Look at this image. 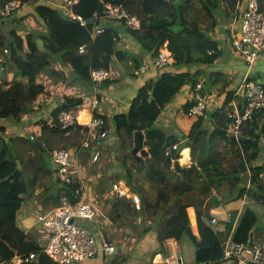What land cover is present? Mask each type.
Masks as SVG:
<instances>
[{"label":"trees","instance_id":"1","mask_svg":"<svg viewBox=\"0 0 264 264\" xmlns=\"http://www.w3.org/2000/svg\"><path fill=\"white\" fill-rule=\"evenodd\" d=\"M6 1L11 0H0ZM19 1L29 4L38 0ZM149 1L155 3L159 0H81L74 6V12L86 21L83 29L89 32L94 29V14L104 11L107 4L122 5L129 14L140 19L141 28L137 31L127 28L124 24L119 25L139 42L141 54H131L127 60L126 53H118L114 49L123 63H136L134 70L142 65L143 60L147 59L151 63L152 57L166 44V48L176 58L174 66L162 70L158 79L147 80L137 90L129 113L123 115L116 123V145L114 148L110 145L106 148L107 153L114 157L118 164L116 173L110 177L111 184L125 181L131 190L140 196L142 208L135 210L130 200L116 193L104 198L107 178H103L98 195L103 202L102 209L105 213H102L110 225H107L109 234H106L104 239L112 243L115 229L119 230L123 237L131 238L133 245H136L142 235L146 236L155 230L164 256L168 255L164 246L169 240H174L180 253L187 248L194 250L196 264L210 260H217L214 264H220L218 259L222 257V241L225 235L219 232L218 225L212 222L214 211L245 200L235 235L236 240L244 242L249 240L254 228L257 229V222L264 214V109L252 121L244 123L235 136L231 132L234 118L230 117L233 110L231 104L237 91L231 88L233 79L221 70L204 69H215L217 61L223 58L224 51L220 46L225 41L234 52L230 36L224 41L216 34L217 30L221 29L218 10L223 11L226 22L232 23L238 16L237 5L240 0H166L167 7L157 12L144 9ZM259 1L264 5V0ZM201 11L205 13L204 16L200 15ZM37 13L42 16L51 31L56 28L58 32H63L65 37L68 35L67 30L72 32L82 28L79 23L66 18L59 8L40 6ZM30 16L23 15L21 20H27ZM108 33L111 35L107 34L108 39L105 46L98 50V57L108 54V44L113 48L117 45V38L114 42L110 41L120 32L109 29ZM26 38L29 44L34 36L28 35ZM15 43L14 48L23 47L22 38L17 37ZM91 46L92 44L89 49ZM70 58L72 59V56ZM82 62L88 67L89 57ZM101 64L108 66L107 62ZM51 65L50 55L37 51L26 72L31 75L40 74ZM196 78L202 79L206 91L211 92L213 88L216 90V94L211 92L212 97L222 98H218L217 105L208 110L206 118L191 120L186 133H168L163 123L164 113L186 88L190 99L184 103L182 111L183 115L192 119L189 116L193 105L191 90ZM89 80L93 86L91 76ZM37 87L34 81H30L28 85L16 83L7 96L4 108L0 110V117L13 113L15 105L21 103L24 106L31 97L44 90L42 86ZM59 109L53 111L54 117ZM57 125L58 123L56 127ZM137 130H149L144 144L149 152L146 158L137 159L131 154L133 134ZM65 131H55L54 139L43 133L36 141L29 140L41 154L38 161L32 158H13L5 138L0 135V262L4 264H10L17 255L29 253L36 254L31 264H52L51 259L43 252L49 240L46 228L43 227L47 232V242L41 243L18 228L16 217L23 204L30 199L36 198L38 204L50 202L53 204L52 209L66 204L64 197L70 199V188L59 185L55 181L54 170L48 166L55 150L74 147L78 153L82 151L84 136L80 139L76 136L73 139L64 136ZM93 147H96L95 143H92L91 148ZM98 147L102 155L103 148L101 145ZM91 148L83 149L85 156L78 159L80 167L98 163L92 162ZM187 148L192 165L184 170L182 178L173 165L181 159V152ZM182 155V160L186 162L189 157L188 150H184ZM17 161H20L21 169L18 168ZM53 184L56 185L55 189L52 188ZM40 187H43V192L35 197V192ZM190 209L195 212L194 218L190 215ZM237 214L238 208L229 211L230 221L227 225L224 224L227 229L232 227ZM194 224L197 233L193 230ZM220 224L223 225V222ZM148 227L151 229L145 233L144 228ZM118 249L120 253L123 252ZM129 256L128 253L115 256L112 264H124Z\"/></svg>","mask_w":264,"mask_h":264},{"label":"crops","instance_id":"2","mask_svg":"<svg viewBox=\"0 0 264 264\" xmlns=\"http://www.w3.org/2000/svg\"><path fill=\"white\" fill-rule=\"evenodd\" d=\"M61 3L62 0H38L36 3L29 4H23L21 2L24 8V12L22 14H15L9 19H6L11 23L0 22V39L5 41L0 45V54L5 48H8L10 50V54L4 56L3 62L0 63V110L4 108L7 96L16 83L22 82L25 85H28L30 81H34L36 87L42 86L44 88V90L39 94L31 97V100L29 102H26L24 106L21 103H18L14 106L13 113L9 114L6 117H0V135L6 139L7 144L11 145V154H17V159L29 160L32 158L35 159V161H38L41 154L37 152L38 150L35 146L31 145L29 140L36 141V138L41 136V134L43 133H45L47 137H51L52 139H54L53 135L56 133L55 131H61V129L59 127H52L54 124V116L52 115L53 111L57 110L58 108L61 109L63 107H66L70 105L71 102L75 101L78 102L75 105H86L89 107H92V104H94V102H97L95 104V113L100 116L102 115V117L107 121V126L110 130L109 138L105 140V142H111L113 136L112 134L115 133L114 131L117 128L116 123L120 118H122L123 115L129 113L131 102L136 96L137 90L147 80L158 79L162 74V71H158L154 67H152L151 63H149L147 59L145 61L143 60L142 65L136 70H133L132 65L131 67L126 66L125 63L122 62L123 64L121 63L119 66L120 69L117 70V74L120 75L117 76V79L113 77L110 78L108 82L92 86L90 83L91 81L89 80L90 72L95 68H106L103 66V64H101V57H98L97 53L99 49H102L105 46L104 44L108 39L106 37L107 34H109V36L111 35V33H108L109 29L120 32V34L114 36L113 39L117 38V41L121 42L120 44L124 46V50H127V48L125 47L127 45V40L129 41V52L135 49L136 54L140 55L141 51L138 48L140 45H131L132 43L130 41V36L128 35V33L126 31H123V28L119 24L113 22L103 25L105 33L98 39V36H93V31L89 32L86 29H83V26L82 28L76 29L72 32H69V30H67L66 33L68 35L66 36L64 41H53L49 36L45 38V34L40 32L39 29L49 30V28L44 21H41V23H36V21L34 20L36 17L41 19L39 17V14L37 13V8L40 6H44L46 8H59ZM26 14L31 15L29 19L21 20V16ZM231 25L232 23H225L224 33L226 31V34L219 36L218 38H221L225 41V38L229 36V28ZM6 27L8 28L6 29ZM237 27H240V22L237 23ZM54 30H56V28H54ZM8 31L11 33V37L6 34V32L8 33ZM28 35L34 36L33 41H31V43L29 44L28 42H26V37ZM17 37L23 39V47L21 49H18V47L16 48V46L14 48ZM90 44H92L91 49H89ZM82 47H85L84 54L79 53V49ZM220 47L224 51L222 56L223 58L217 61L215 69L206 67L204 69L208 71H223L229 78L233 79L231 88H233V90L235 91L238 89L241 81L247 76L252 80L264 84V80L262 79V76L264 74V53L254 65V67L249 70L247 66H245L243 60L236 53L231 51L230 44L227 41L222 43ZM71 49H73L74 51H72ZM37 51L49 54L52 65L50 66L51 69L47 67V70H43L46 72L41 71L40 74L31 75L29 72H26V69L29 62L34 57V53ZM71 56L72 59L70 58ZM66 57H68L70 60H67L68 58ZM87 57H89L88 67L84 65V62H82L83 60L87 59ZM57 58L60 59L58 60ZM117 59H119V57ZM118 62L120 63V61ZM55 64H61L66 71L60 70L59 68L56 69V67H52ZM124 67L127 68L125 72L123 71V69H125ZM136 67L137 66H135V68ZM58 70L69 72L70 74L68 78L69 85H66L65 88H62L60 84L58 85L54 83L55 81L58 82L59 80L55 77L54 74H57ZM132 71H135L137 74L134 75ZM48 88H52V90L49 91L47 90ZM37 89L38 87L36 88V90ZM211 92L213 94H216V90L214 88ZM189 99L190 93L186 88L183 93L177 96L175 102L172 103L169 109H167V111L164 113V115H166V118L163 120V123L171 124V130H167L168 133H186V131H188V129L190 128L191 120H193L194 118L188 119V117L183 115L182 111V106ZM217 103L218 100H216V97H212L211 107L217 105ZM232 103H236V105L241 108L243 106V99L242 97L235 95ZM181 114L187 119H182ZM170 117L172 119V122L169 120ZM65 132L66 133L64 134V136H70L73 139L76 136H78L79 139L81 138V136H84V141L90 135L88 131L85 132V130L83 129L80 130L73 128V130H68ZM69 150H74V147H70ZM184 150H188L189 157L186 162L182 160V154ZM184 150L181 152V159H179L178 161L181 164H189L190 167L191 163L189 149L187 148ZM81 168L82 167L79 166L78 172L81 171ZM55 187L56 185L53 184L52 188L55 189ZM40 191V189L36 190L35 195H38ZM43 200L44 198L41 199V201ZM92 200L95 201L93 198ZM233 204L235 203L229 204L226 207H221L214 211V214L218 219V229L223 228V225L226 223V220L229 217V211L235 208H239L238 206ZM50 205L51 203L49 202H47L46 204H38L36 202V198L35 200L30 199L29 201L24 203L21 209L18 211L16 217V224L18 228L30 234L33 238L39 240L41 243H46L47 232L43 228V226L37 222L35 215L37 211L49 212L53 210L52 208H50ZM100 212L102 213L101 210ZM191 213L195 215L193 209H191ZM102 215L104 216L103 213ZM102 220H104V218H102ZM219 222H223V225H221ZM100 223H105L106 226H110L107 220L106 222ZM194 231L195 233H197L196 225H194ZM252 232L253 238L256 241L257 237L254 230ZM102 233L103 236L106 237L105 235H108L109 231L106 228H102ZM149 233L146 235L144 241L142 242V245L137 246V251L133 252L132 250L131 254L128 253L130 254V256L124 264H153V260L159 262L163 261V259L166 258V256H164L161 252H157L160 249V245L157 242L156 231L153 230ZM111 244L115 247V251L112 254L113 256L106 255L105 253L100 252V254H98L95 258L77 264H112V259L115 256H123V254L126 252L121 250L123 252L120 253V250L113 243ZM167 247L168 250H170L171 254L170 256L169 253H167V258L177 255L182 256L185 260V257L188 258L187 254L191 253L192 251L194 252L192 248H187L183 250L182 253H180L178 250V244L174 240H169L168 244L166 245V250ZM142 251H144V253H146L147 251H155L157 252L156 257L154 259L150 258L149 260H144L143 263L142 260L144 254H142ZM110 256L111 258H109ZM192 262H195L194 258L190 260V263Z\"/></svg>","mask_w":264,"mask_h":264},{"label":"built area","instance_id":"3","mask_svg":"<svg viewBox=\"0 0 264 264\" xmlns=\"http://www.w3.org/2000/svg\"><path fill=\"white\" fill-rule=\"evenodd\" d=\"M81 0H62L59 9L63 15L81 26H86L85 19L74 12V6ZM238 16L234 18L229 28V36L234 52L243 59L245 65L251 70L264 53V5L259 0H240L237 5ZM24 12L23 5L19 0H11L0 3V19L10 18L15 14ZM124 24L127 28L137 31L141 28L140 19L129 14L122 5L107 4L106 9L94 14L93 36L104 33L103 27L106 23ZM240 22V27L237 23ZM163 48V47H162ZM160 48L159 52L152 57L151 66L162 71L176 64L175 56L167 49ZM79 53H85V47L79 49ZM10 50L5 48L0 54V63L4 56L9 55ZM91 80L95 85L108 82L110 72L106 69H94L90 73ZM236 96L242 97L243 106L239 108L232 103L233 110L230 117L234 118L232 133L238 135L244 123L252 119L264 109V84L255 80L244 78L238 86ZM192 107L189 116L192 118L207 117V112L212 105L211 92L205 90V83L201 78H196L191 90ZM92 107L86 105H74L59 109L54 117L52 127L61 130H69L81 127L88 130L89 137L82 143V151L77 149L55 150L52 156V163L55 172V181L62 187L70 188V199L63 198L66 202L61 207L54 208L49 212H36V220L48 232V243L43 252L51 259L52 264H77L95 258L100 252L112 255L115 247L105 241L102 228L106 219L97 208L98 204L92 200L88 185L80 177L77 163L79 157L83 158V149H89L92 143L96 147L91 148L92 162H98L101 157V150L98 147L109 138L110 130L102 115L95 113L96 104ZM176 148V146H174ZM113 193L131 201L135 210H141L142 202L140 196L134 193L124 182L118 181L113 184ZM22 196V195H21ZM245 200L238 206V214L233 220L232 227L227 229L225 225L219 232L224 233L222 241V257L220 264H264V245L257 243L254 238V246L247 242L235 239L239 217L242 212ZM104 218V220H102ZM212 222L218 225L217 216L214 214ZM160 256V255H158ZM36 258L35 253L17 255L10 264H31ZM178 258L182 256L166 257L163 261L153 264H179ZM217 260L203 261L200 264H214ZM182 258V263H184ZM0 264H4L0 262Z\"/></svg>","mask_w":264,"mask_h":264},{"label":"rangeland","instance_id":"4","mask_svg":"<svg viewBox=\"0 0 264 264\" xmlns=\"http://www.w3.org/2000/svg\"><path fill=\"white\" fill-rule=\"evenodd\" d=\"M167 3H168V1H166V0H159L158 2H156L155 1V3H154V1H149L148 3H147V5H145V7H144V9L146 10V11H148V12H157V11H160V10H163V9H165L166 7H167ZM218 12H219V16H220V24H219V27H221V29H219V31H217V36L219 37V36H222V35H224V34H226V31H225V33H224V29H225V27H224V24L225 23H227L226 22V20H225V18H224V14H223V11L222 10H218ZM200 15L201 16H204L205 15V13L203 12V11H201L200 12ZM39 17L41 18V19H39V18H35L34 20L36 21V23H41V21H44V19L42 18V16H40L39 15ZM6 19H9V18H5V19H0V22H2V23H11V22H9L8 20H6ZM8 27H6V29H7ZM49 28V27H48ZM39 31L40 32H42V33H44L45 34V38H47L48 36H50L51 37V39L53 40V41H64V39L66 38L64 35H63V32H58V31H54V28L52 29V31H51V29H46V30H40L39 29ZM228 31V30H227ZM6 34L8 35V36H10L11 37V33L8 31V33L6 32ZM130 38V41H131V45H140L139 44V42H137L136 40H135V38H133L132 36H130L129 37ZM114 40L115 39H113L112 38V40L110 41V42H114ZM5 41L4 40H2V39H0V45L1 44H3ZM126 42H127V45L125 46L126 48H127V50H124V46L123 45H121L120 43L121 42H117L116 44V46L113 48L112 47V45L111 44H108L107 45V49H109L108 50V54L107 55H103V56H100L101 57V63H105V62H107L108 63V66L106 67V66H104V67H106V68H104V69H106V70H108L109 72H110V78H113V77H115L116 79L118 78L117 76H120L119 74H117V70L118 69H120L119 68V66H120V64L122 63V61L120 60V59H117L118 58V56H117V54L114 52V49H116L117 51H118V53H120V51L121 52H124V53H126L127 54V60L129 59V57H130V55L131 54H136V52H135V49L133 50V51H130L129 52V50H130V47H129V41H127L126 40ZM167 47V44L162 48V49H165ZM139 49H141V47L139 46L138 47ZM141 51V50H140ZM66 58H68V57H66ZM65 58V59H66ZM58 60L60 59V58H57ZM64 59V60H65ZM67 60H70L69 58L67 59ZM63 61V60H62ZM118 61H120V63L118 62ZM60 63H62V62H60ZM67 63H68V61H67ZM123 64V63H122ZM125 65L126 66H130L131 67V65L133 66V70L135 69V66H136V63H131V64H127V62H125ZM52 67H56V69H60V70H65L64 69V67L61 65V64H58V65H53ZM48 68H50L51 69V67H48ZM125 68V67H124ZM46 70H47V68H46ZM127 70V68H125V69H123V71L125 72ZM66 71V70H65ZM43 72H46V71H43ZM50 72V71H49ZM56 72V71H55ZM58 73L56 74V73H54L55 74V77L57 78V79H59L58 80V82L57 81H55L54 83L55 84H60V86L62 87V88H65L66 87V85H69V80H68V78H69V76H70V74H69V72H64V71H57ZM129 72H131V71H129ZM133 73H134V75H136L137 73L135 72V71H132ZM55 78V79H56ZM262 79L264 80V74H263V76H262ZM95 85V84H94ZM47 90H49V91H51L52 90V88H48ZM218 98L216 97V100H217ZM75 103H78L77 101H75V102H71V105H74ZM212 106V105H211ZM212 108V107H211ZM165 118H166V115H165ZM181 118L182 119H187V118H185L182 114H181ZM120 120V119H119ZM169 120L172 122V119H171V117L169 118ZM121 122H123V120L121 121ZM185 124H188V123H185ZM165 125V127H166V129L167 130H171V127H170V123H168V124H164ZM252 128H254V126H252ZM187 132V131H186ZM113 136H112V141L111 142H103L101 145H102V148H103V151H102V155H101V157H100V159H99V161H98V163L97 164H91V163H89V164H87L86 166H82V168H81V171L79 172L80 174V177H82V179H83V182L84 183H86L87 185H88V188L90 189V194H91V197L96 201V203L98 204L97 206V208H99V210L101 209V211H103V209H102V207H103V202L99 199V195H98V192H99V188H100V183H101V180H103V178H107V186L105 187V193H104V198L105 197H107L108 195H111V194H113V184H111V181H110V177L111 176H113L115 173H116V168L115 167H117L118 166V164L115 162V159H114V157H112L110 154H108L107 153V151H106V148H107V146L108 145H110V146H112L113 148H114V146L116 145L115 143L117 142V140H118V137H117V135H116V133H114V134H112ZM114 138V139H113ZM6 140V139H5ZM8 145V147H9V149L11 150V145H9V144H7ZM190 152V151H189ZM12 156H13V158H16V156H17V154H15V153H13L12 154ZM52 156H53V153L51 154V159H52ZM190 166L192 165V160H191V156H190ZM48 166L49 167H52V169H53V163H52V160H51V162H49L48 163ZM29 168V167H28ZM27 167H26V169H28ZM112 178V177H111ZM41 191H40V193L39 194H41L42 192H43V187H40L39 188ZM34 197V196H33ZM35 197H37L36 195H35ZM34 197V198H35ZM50 203V202H49ZM240 204H241V201L240 202H237V203H235V204H233V205H236V206H240ZM50 208H53V204L51 203V205H50ZM103 213H105L104 211H103ZM190 215L194 218L195 217V215H193L192 213H191V209H190ZM104 228H106L107 230H108V228H107V226L105 225V223H104V226H103ZM257 229H255L254 228V232H255V235H256V242L257 243H260V244H262V245H264V214L261 216V218L258 220V222H257ZM145 229L146 228H144V232H145ZM194 230V229H193ZM113 231H114V238L112 239V243L116 246V247H118V248H120L121 250H123L124 252H126V253H130L131 254V252H132V250H133V252L134 251H137L136 249H137V246L138 245H142V242L144 241V239H145V235L143 236L142 235V238L140 239V240H138V243L136 244V245H133V240L131 239V238H125V237H123V235L120 233V231L119 230H115V229H113ZM149 232V231H148ZM148 232H145V233H148ZM149 234H152V233H149ZM168 244V243H167ZM166 244V245H167ZM158 249V248H157ZM164 249H166V246H164ZM162 251L163 250H161V248L157 251V252H161L162 253ZM167 253H169V255L171 256V254H170V250H168V247H167ZM157 252H155V251H153V252H146V253H144V251H142V254H144V257H143V260H142V262L144 263V260L146 261V260H149L150 258L151 259H154L155 257H156V253ZM113 256V255H112ZM177 256V255H176ZM187 256H188V258L187 257H185V264H196L195 262H192V263H190V260H192V258H194V252L192 251L191 253H189V254H187ZM109 258H111V256L109 257ZM151 261V260H150ZM149 261V262H150ZM154 262H156V261H154L153 260V263Z\"/></svg>","mask_w":264,"mask_h":264},{"label":"water","instance_id":"5","mask_svg":"<svg viewBox=\"0 0 264 264\" xmlns=\"http://www.w3.org/2000/svg\"><path fill=\"white\" fill-rule=\"evenodd\" d=\"M148 133H149V130H145V131L137 130L133 134V148L131 150V154L137 159H139L140 157L149 156L148 149L144 146L145 138L148 135ZM17 163H18V168L20 169L21 164L19 161H17ZM188 167H189V164H181L178 160L175 161L173 165V168L180 173L182 178H183L184 170L187 169ZM150 229H151L150 227L146 228L145 232L150 231ZM248 243L251 247L254 246L253 232L250 233ZM178 262L179 264H183L182 258H178Z\"/></svg>","mask_w":264,"mask_h":264},{"label":"clouds","instance_id":"6","mask_svg":"<svg viewBox=\"0 0 264 264\" xmlns=\"http://www.w3.org/2000/svg\"><path fill=\"white\" fill-rule=\"evenodd\" d=\"M195 225V224H194ZM193 229H194V226H193ZM195 232V231H194Z\"/></svg>","mask_w":264,"mask_h":264}]
</instances>
